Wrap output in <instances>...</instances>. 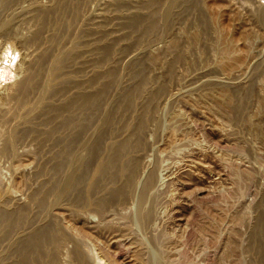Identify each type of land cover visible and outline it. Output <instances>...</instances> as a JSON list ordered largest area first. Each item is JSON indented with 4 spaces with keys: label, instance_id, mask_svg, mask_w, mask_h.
Wrapping results in <instances>:
<instances>
[{
    "label": "rangeland",
    "instance_id": "rangeland-1",
    "mask_svg": "<svg viewBox=\"0 0 264 264\" xmlns=\"http://www.w3.org/2000/svg\"><path fill=\"white\" fill-rule=\"evenodd\" d=\"M263 7L0 0V264H258Z\"/></svg>",
    "mask_w": 264,
    "mask_h": 264
},
{
    "label": "bare ground",
    "instance_id": "bare-ground-1",
    "mask_svg": "<svg viewBox=\"0 0 264 264\" xmlns=\"http://www.w3.org/2000/svg\"><path fill=\"white\" fill-rule=\"evenodd\" d=\"M20 1H21V0H20ZM151 1H152V0H151ZM251 1H252V0H251ZM13 2H14V1H13ZM16 2H17V1H16ZM18 2H19V1H18ZM160 2H161V1H160ZM165 2H166V1H165ZM181 2H182V1H181ZM181 2H180V3H181ZM76 3H77V2H76ZM162 3H163V2H162ZM3 4H4V3H3ZM5 4H6V3H5ZM75 5H76V4H75ZM153 5H154V4H153ZM14 6H15V5H14ZM9 7H10V6H9ZM64 7H65V6H64ZM66 7H67V5H66ZM68 7H69V6H68ZM162 7H163V6H162ZM259 7H260V6H259ZM113 8H114V7H113ZM117 8H118V7H117ZM263 8H264V7H263ZM70 9H71V8H70ZM76 9H77V8H76ZM114 9H115V8H114ZM157 9H158V7H157ZM184 9H185V8H184ZM65 10H67V9H65ZM141 10H142V9H141ZM147 11H148V10H147ZM66 12H67V11H66ZM168 12H169V10H168ZM57 13H58V12H57ZM63 13H64V10H63ZM166 13H167V12H166ZM182 13H184V12L182 11ZM177 14H178V13H177ZM179 14H181V13H179ZM189 14H190V12H189ZM157 15H158V14H157ZM139 16H140V15H139ZM167 16H168V15H167ZM260 16H261V15H260ZM155 17H157V16H155ZM172 17H173V16H172ZM257 17H259V16L257 15ZM142 18H143V17H142ZM171 19H172V18H171ZM259 19H260V18H259ZM169 20H170V19H169ZM257 20H258V18H257ZM137 21H138V20H137ZM171 21H172V20H171ZM181 21H182V18H181ZM263 21H264V20H263ZM263 21H262V22H263ZM141 22H142V21H141ZM262 22H261V23H262ZM149 23H150V22H149ZM147 24H148V23H147ZM132 25H133V24H132ZM134 25H135V24H134ZM139 25H140V24H139ZM157 25H158V24H157ZM135 28H136V27H135ZM143 28H144V26H143ZM145 32H146V31H145ZM156 33H157V32H156ZM140 34H141V33H140ZM137 36H138V35H137ZM147 37H148V36H147ZM154 37H155V36H154ZM138 40H140V39H138ZM140 41H141V40H140ZM148 41H149V40H148ZM153 41H154V40H153ZM146 45H147V44H146ZM112 48H113V47H112ZM79 49H80V48H79ZM110 49H111V48H110ZM106 51H107V50H106ZM73 52H74V51H73ZM106 53H108V52H106ZM81 54H82V53H81ZM182 56H183V55H182ZM74 57H75V56H74ZM178 57H179V56H178ZM180 57H181V56H180ZM66 59H67V58H66ZM71 59H72V58H71ZM64 60H65V59H64ZM176 60H177V59H176ZM178 60H179V59H178ZM97 61H98V60H97ZM101 61H102V60H101ZM104 61H105V60H104ZM172 62H173V61H172ZM60 63H61V62H60ZM69 63H70V62H69ZM100 63H101V62H100ZM175 63H176V62H175ZM95 64H96V63H95ZM65 65H66V63H65ZM96 65H97V64H96ZM173 66H174V65H173ZM176 66H178L177 63H176ZM61 67H62V66H61ZM62 68H64V67H62ZM67 68H68V67H67ZM97 68H98V67H97ZM60 69H61V68H60ZM68 69H69V68H68ZM171 69H172V66H171ZM171 69H170V70H171ZM58 70H59V69H58ZM63 70H65V69H62V71H63ZM62 71H60V72H62ZM114 71H115V70H114ZM114 71H113V72H114ZM167 71H168V70H167ZM171 71H172V70H171ZM68 72H69V71H68ZM176 72H177V71H176ZM55 73H56V72H55ZM55 73H54V74H55ZM66 74H67V73H66ZM70 74H71V73H70ZM116 74H118V73H116ZM33 75H34V74H33ZM55 75H58V74H55ZM55 75H54V76H55ZM61 76H64V75H61ZM61 76H60L59 78H61ZM170 76H171V75H170ZM30 77H31V76H30ZM30 77H29V78H30ZM69 77H70V76H69ZM143 77H144V76H143ZM166 77H167V76H166ZM116 78H117V77H116ZM168 78H169V76H168ZM61 79H62V78H61ZM68 79H69V78H68ZM112 79H113V78H112ZM64 80H65V79H64ZM169 80H170V79H169ZM53 81H54V80H53ZM57 82H58V81H57ZM59 82H60V81H59ZM70 82H71V81H70ZM117 82H118V81H117ZM55 84H56V83H55ZM140 84H141V83H140ZM25 85H26V84H25ZM60 85H61V84H60ZM166 85H168V84H166ZM56 86H57V85H56ZM24 87H25V86H24ZM60 87H61V86H60ZM136 87H137V86H136ZM141 87H142V86H141ZM155 87H156V86H155ZM105 88H106V87H105ZM56 89H57V88H56ZM158 89H159V88H158ZM162 89H163V88H162ZM59 90H60V89H59ZM63 90H64V89H63ZM166 90H167V89H166ZM60 91H61V90H60ZM83 91H84V90H83ZM83 91H82V92H83ZM97 92H98V91H97ZM99 92H102V91L100 90ZM103 92H104V91H103ZM136 92H137V91H136ZM159 92H160V91H159ZM165 92H166V91H165ZM167 92H168V91H167ZM93 93H94V92H93ZM131 93H133V92H131ZM131 93H130V94H131ZM62 94H63V93H62ZM95 94H96V93H95ZM163 94H164V93H163ZM60 95H61V94H60ZM103 95H104V94H103ZM82 96H83V95H82ZM94 96H95V95H94ZM97 96H98V95H97ZM97 96H96V97H97ZM133 96H134V95H133ZM135 96H136V95H135ZM135 96H134V97H135ZM165 96H166V95H165ZM89 97H90V96L88 95L86 98H89ZM96 97H95V98H96ZM128 97H129V96H128ZM128 97H126V98L128 99ZM86 98H85V99H86ZM101 98H102V97H101ZM103 98H104V97H103ZM129 98H130V97H129ZM68 99H70V98H68ZM92 99H93V97H92ZM99 99H100V98H99ZM131 99H132V97H131ZM131 99H130V100H131ZM145 99H146V98H145ZM17 100H18V99H17ZM71 100H72V99H71ZM76 100H77V99H76ZM102 100H103V99H102ZM77 101H78V100H77ZM90 101H91V99H90ZM131 101H132V100H131ZM68 102H69V101H68ZM93 102H94V100H93ZM95 102H96V101H95ZM126 102H127V100H126ZM153 102H154V101H153ZM70 103H71V102H70ZM76 103H77V102H76ZM79 103H80V102H79ZM148 103H149V102H148ZM155 103H156V102H155ZM71 104H72V103H71ZM74 104H75V103H74ZM74 104H73V105H74ZM81 104H82V103H81ZM127 104H128V103H127ZM150 104H151V102H150ZM75 105H76V104H75ZM152 105H153V104H152ZM67 106H68V104L66 105V107H67ZM156 106H157V105H156ZM77 107H78V106H77ZM82 107H83V106H82ZM85 107H87V106H85ZM85 107H84V108H85ZM95 107H96V106H95ZM95 107H94V108H95ZM98 107H99V105H98ZM149 107H150V106H149ZM68 108H69V107H68ZM68 108H67V109H68ZM91 108H92V105H91ZM96 108H97V107H96ZM118 108H119V107H118ZM147 108H148V107H147ZM49 109H50V108H49ZM71 109H73V108H71ZM152 109H153V108H152ZM154 109H155V108H154ZM68 110H69V109H68ZM74 110H75V109H74ZM74 110H73V111H74ZM78 110H79V109H78ZM87 110H88V109H87ZM145 110H146V108H145ZM80 111H82V110H80ZM92 111H93V110H92ZM150 111H151V110H150ZM150 111H149V112H150ZM130 112H131V109H130ZM73 113H74V112H73ZM78 113H79V112H78ZM78 113H74V114H78ZM80 113H81V112H80ZM80 113H79V114H80ZM83 113H84V112H83ZM93 113H94V112H93ZM51 114H52V113H51ZM70 114H72V113H70ZM74 114H73V115H74ZM79 114H78V115H79ZM95 114H96V113H95ZM78 115H77V116H78ZM141 115H142V114H141ZM79 116H81V115H79ZM82 116H83V115H82ZM113 116H114V115H113ZM130 116H131V115H130ZM143 116H145V115H143ZM75 117H76V115H75ZM83 117H84V116H83ZM138 117H139V116H138ZM145 117H146V116H145ZM73 118H74V117H73ZM79 118H80V117H79ZM140 118H141V117H140ZM143 118H144V117H143ZM143 118H142V119H143ZM82 119H83V118H82ZM87 119H89V118H87ZM87 119H86V121H87ZM75 121H76V120H75ZM77 121H78V120H77ZM84 121H85V119H84ZM84 121H83V123H84ZM108 121H109V120H108ZM108 121H107V122H108ZM110 121H111V120H110ZM143 121H144V120H143ZM81 122H82V120H81ZM88 122H90V120L87 121V123H88ZM139 122H140V121H139ZM139 122H137V123H139ZM144 122H145V121H144ZM147 122H148V121H147ZM113 123H114V121H113ZM140 123H141V122H140ZM142 123H143V122H142ZM142 123H141V124H142ZM76 124H77V123H76ZM84 124H85V123H84ZM88 124H89V123H88ZM88 124H87V125H88ZM114 124H115V123H114ZM128 124H129V122H128ZM81 125H82V123H81ZM85 125H86V124H85ZM85 125H84V126H85ZM87 125H86V126H87ZM137 125H138V124H137ZM143 125H144V124H143ZM82 127H83V126H82ZM128 128H129V127H128ZM131 128H132V127H131ZM133 128H134V127H133ZM57 129H58V128H57ZM129 129H130V128H129ZM54 130H55V129H54ZM54 130H53V131H54ZM130 130H131V129H130ZM134 130H137V131H138V129H135V128H134ZM56 131H57V130H55V132H56ZM110 131H111V130H110ZM139 132H140V131H139ZM141 132H142V131H141ZM141 132H140V133H141ZM143 132H144V131H143ZM140 133H139V134H140ZM48 134H49V133H48ZM51 134H52V133H51ZM134 134H135V133H134ZM131 135L133 136V134H131ZM47 136H48V135H47ZM135 136H136V134H135ZM128 137H129V136H128ZM128 137H127V138H128ZM52 138H53V137H52ZM133 138H134V137H133ZM133 138H132V139H133ZM137 138H138V136H137ZM139 138H140V137H139ZM101 140H102V139H101ZM135 140H136V139H135ZM125 141H127V140H125ZM138 141H139V139H138ZM134 142H135V141H134ZM136 142H137V140H136ZM141 142H142V140H141ZM126 143H128V142H126ZM130 143H131V142H130ZM68 144H69V143H68ZM128 144H129V143H128ZM132 144H133V143H132ZM144 144H145V143H144ZM144 144H143V145H144ZM98 145H99V144H98ZM123 145H124V144H123ZM137 145L139 146V143H138ZM137 145H136V146H137ZM69 146L71 147L72 145L70 144ZM119 146H120V145H119ZM42 147H43V146H42ZM112 147H114V146H112ZM127 147H128V146H127ZM132 147H133V145H132ZM140 147H141V145H140ZM130 148H131V146H130ZM135 148H136V147H135ZM63 149H64V148H63ZM68 149H70V148H68ZM112 149H113V148H112ZM136 149H137V148H136ZM122 150L124 151V148H123ZM127 150H128V149H127ZM127 150H126V151H127ZM138 150H139V149H138ZM62 151H63V150H62ZM71 151H72V150H71ZM93 151H94V150H93ZM99 151H100V150H99ZM116 151H117V150L115 149V152H116ZM112 152H113V151H112ZM63 153H64V152H63ZM70 153H71V152H70ZM117 153H118V152H117ZM58 154H59V153H58ZM61 154H62V153H61ZM113 154H114V153H113ZM113 154H112V155H113ZM119 154H121V153H119ZM126 154H128V153L126 152ZM64 156H65V155H64ZM64 156H63V157H64ZM66 156L69 157V156H71V155H66ZM66 156H65V159H66ZM120 156H121V155H120ZM63 157H62V158H63ZM56 158H57V157H56ZM59 158H60V157H59ZM82 158H83V157H82ZM108 158H109V157H108ZM110 158H111V157H110ZM115 158H116V156H115ZM120 158H121V157H120ZM65 159H63V160L66 161ZM67 159H69V158H67ZM112 159H113V158H112ZM112 159H111V161H112ZM118 159H119V158H118ZM118 159H117V160H118ZM61 160H62V159H61ZM87 160H88V159H87ZM108 160H109V159H108ZM113 160H114V159H113ZM119 160H120V159H119ZM122 160H123V159H122ZM137 160H138V159H137ZM137 160H136V161H137ZM114 161H115V160H114ZM114 161H113V162H114ZM123 161H124V160H123ZM62 162H63V161H62ZM66 162H67V161H66ZM124 162H125V161H124ZM127 162H128V161H127ZM103 163H104V162H103ZM108 163H110V162H108ZM128 163H129V162H128ZM130 163H131V162H130ZM114 164H116V163H114ZM114 164H113V165H114ZM132 164H134V163H132ZM70 165H71V164H70ZM84 165H85V164H84ZM86 165H87V164H86ZM101 165H102V164H101ZM111 165H112V164H111ZM117 165H118V164H117ZM128 165H129V164H128ZM134 165H135V164H134ZM134 165H133V166H134ZM60 166H61V165H60ZM62 166H63V165H62ZM65 166H67V164H66ZM123 166H124V165H123ZM123 166H122V167H123ZM133 166H131V167H133ZM63 167H64V166H63ZM80 167H81V166H80ZM86 167H87V166H86ZM104 167H105V166H104ZM107 167H108V166H107ZM109 167H111V166H109ZM112 167H113V166H112ZM114 167H115V166H114ZM119 167H120V166H119ZM125 167H126V166H125ZM131 167H130V168H131ZM136 167H137V166H136ZM61 168H62V167H61ZM115 168H116V167H115ZM120 168H121V167H120ZM120 168H117V169H120ZM128 168H129V167H128ZM134 168H135V167H134ZM62 169H64V168H62ZM84 169H85V167H84ZM98 169H99V167H98ZM101 169H103V165H102V168H101ZM105 169H106V168H105ZM82 170H83V169H82ZM107 170H108V169H107ZM109 170H112V169H109ZM115 170H116V169H115ZM125 170H127V169H125ZM129 170H130V169H129ZM135 170H136V169H135ZM80 171H81V170H80ZM99 171H100V169H99ZM103 171H104V170H103ZM119 171H120V170H119ZM42 172H43V171H42ZM58 172H59V171H58ZM78 172H79V171H78ZM123 172H124V171H123ZM132 172H133V170H132ZM43 173H44V172H43ZM81 173H82V172H81ZM99 173L101 174V172H99ZM104 173H105V172H104ZM133 173L135 174V172H133ZM46 174H47V173H46ZM100 174H99V175H100ZM121 174H122V173H121ZM130 174H132V173L130 172V173L127 174V175H130ZM119 175H120V174H119ZM132 175H133V174H132ZM72 176H73V175H72ZM72 176H70V178H71ZM117 176H118V174H117ZM121 176H122V175H121ZM133 176H134V175H133ZM95 177H97V176H95ZM102 177H103V175H102ZM124 177H125V175H124ZM152 177H154V176H152ZM82 178H83V177H82ZM86 178H87V177H86ZM97 178H98V177H97ZM127 178H129V177H127ZM74 179H75V180H74ZM102 179H103V178H102ZM56 180H57V179H56ZM69 180H70V179H69ZM69 180H68V181H69ZM72 180H73V183H74V182H75V183L77 182L75 177H74ZM79 180H80V179H79ZM90 180H91V179H90ZM96 180H97V179H96ZM100 180H101V179H100ZM118 180H119V179H118ZM57 181H58V180H57ZM80 181H81V180H80ZM104 181H105V180H104ZM108 181H109V180H108ZM110 181H111V180H110ZM153 181H154V180H153ZM78 182H79V181H78ZM83 182H84V181H83ZM97 182H98V180H97ZM102 182H103V181H102ZM129 182L131 183V181H129ZM52 183H53V182H52ZM73 183H72V184H73ZM75 183H74V184H75ZM79 183H80V182H79ZM79 183H78V184H79ZM87 183H88V182H87ZM89 183H90V182H89ZM91 183H92V181H91ZM91 183H90V184H91ZM111 183H112V182H111ZM122 183H123V182H122ZM134 183H135V182H134ZM147 183H148V182H147ZM152 183H153V182H152ZM50 184H51V182H50ZM69 184H70V181H69ZM84 184H85V183H84ZM94 184H95V182H94ZM97 184H98V183H97ZM97 184H95L94 187H93V184H92V188H95ZM99 184H100V183H99ZM132 184H133V182H132ZM67 185H68V183H67ZM76 185H77V184H76ZM113 185H114V184H113ZM113 185H112V186H113ZM124 185H125V184H124ZM148 185H150V184H148ZM48 186H49V185H48ZM54 186H55V185H54ZM73 186H74V185L70 186V188H72ZM84 186H85V185H84ZM86 186H87V185H86ZM98 186H99V185H98ZM98 186H97V187H98ZM105 186H106V185H105ZM122 186H123V185H122ZM126 186H127V184H126ZM128 186H129V184H128ZM130 186H131V185H130ZM89 187H90V186H89ZM124 187H125V186H124ZM50 188H51V187H50ZM53 188H54V187H53ZM74 188H75V187H74ZM125 188H126V187H125ZM125 188L122 187V189L124 190V192H125ZM67 189H68V188H67ZM75 189H76V188H75ZM78 189H79V188H78ZM78 189H77V191H78ZM89 189L91 190V188H89ZM98 189H99V188H98ZM126 189H127V188H126ZM87 190H88V189H87ZM92 190H94V189H92ZM114 190H115V189H113V191H114ZM119 190H120V189H119ZM55 191H56V190H55ZM88 191H89V190H88ZM95 191H96V190H95ZM107 191H108V190H107ZM111 191H112V190H111ZM111 191H110V192H111ZM115 191H116V190H115ZM117 191H118V188H117ZM117 191H116V192H117ZM128 191H129V190H128ZM68 192H69V191H68ZM89 192H90V191H89ZM89 192H88V195L91 194L93 191H91V193H89ZM45 193H46V192H45ZM78 193H79V192H78ZM97 193H98V192H97ZM119 193H120V192H119ZM119 193L117 192L118 195H119ZM122 193H123V191H122ZM126 193H128V192H126ZM52 194H53V193H52ZM79 194H80V193H79ZM82 194H83V193H82ZM86 194H87V193H86ZM86 194H84V195H86ZM106 194H107V193H106ZM111 194H112V193H111ZM42 195H43V194H42ZM71 195H72V194H71ZM92 195H93V194H92ZM108 195H109V194H108ZM112 195H113V194H112ZM122 195H123V194H122ZM78 196H79V195H78ZM93 196H94V195H93ZM106 196H107V195H106ZM113 196H115V195H113ZM116 196H117V195H116ZM80 197H81V196H80ZM89 197H90V195H89ZM97 197H98V196H97ZM111 197H112V196H111ZM121 197H122V196H121ZM48 198H49V196H48ZM76 198H78V197L76 196ZM109 198H110V197H109ZM117 198H118V197H117ZM122 198H123V197H122ZM74 199H75V198H74ZM79 199H80V198H79ZM96 199H97V201H98V198H96ZM112 199H114V198H112ZM40 200H41V199H40ZM69 200H70V199H69ZM83 200H84V201H83ZM120 200H121V199H120ZM122 200H123V199H122ZM38 201H39V200H38ZM66 201H67V200H66ZM76 201H77V200H76ZM79 201L83 202V203H81V204H87V205H90V206L93 205L92 210H93V208H95V206H94V202H95L96 200L93 202V200H92L91 198H87V199H86V197H84V198L81 197V199H80ZM79 201H78V202H79ZM107 201H109V200H107ZM113 201H114V200H113ZM42 202H44V201H42ZM116 202H117V201H116ZM71 203H72V202H71ZM76 203H77V202H76ZM79 203H80V202H79ZM79 203H77V204H79ZM99 203H100V201H98L97 203H95V204H97V205H96L97 208L99 207L98 205H100ZM105 203H106V202H105ZM45 204H46V203H45ZM108 204H109V203H108ZM118 204H119V203H118ZM74 205H75V204H74ZM106 205H107V203H106ZM43 206H44V205H43ZM80 206H81V205H80ZM101 206H102V205H100V207H101ZM40 207H41V204H40ZM87 207H88V206H87ZM71 208H72V207H71ZM41 209H42V208H41ZM41 209H40V210H41ZM99 209H100V208H99ZM89 211H91V210H89ZM99 211H100V210H99ZM10 212H11V211H10ZM103 212H104V211H103ZM27 213H28V212H27ZM3 216H4V215H3ZM13 216H14V215H13ZM0 217H1V215H0ZM10 217H11V216H10ZM10 217H8V218H10ZM144 217H145V216H144ZM3 218H4V217H3ZM8 218H7V219H8ZM25 218H26V217H25ZM17 219H18V218H17ZM19 219H20V218H19ZM23 219H24V218H23ZM5 220H6V219H5ZM21 220H22V219H21ZM10 221H11V220H10ZM6 222H7V220H6ZM50 223H51V222H50ZM57 224H58V223H57ZM17 225H18V224H17ZM55 225H56V224H55ZM8 226H10V225H8ZM52 226H54V225H52ZM52 226L47 227L46 229L43 228L44 230L42 229L40 233H38L37 235L31 237L32 239L30 240V243H32V244H34V245H35V243H38V244H39V242H41V241L44 239V236H45V235H48V234L50 235V234H51V231H52L53 234H56L57 232L54 233L55 228H52ZM261 226H262V225H261ZM44 227H45V226H44ZM58 227H59V226H58ZM86 227H87V226H86ZM15 228H16V227H15ZM263 228H264V225H263ZM254 229H255V228H254ZM261 229H262V228H261ZM53 230H54V231H53ZM13 231H14V230H13ZM13 231H12V232H13ZM262 233H264V232L261 231L260 234H262ZM49 235H48V236H49ZM56 235H58V233H57ZM50 236H51V235H50ZM54 236H55V235H54ZM59 236H60V234H59ZM262 236H264V235L262 234ZM262 236H261V237H262ZM45 237H46V236H45ZM42 238H43V239H42ZM46 238H47V237H46ZM46 238H45V239H46ZM54 238H55V240H54L53 244L56 243L55 241H56V239H57L58 237H54ZM256 238H257V237H256ZM62 239H63L62 237H59V239H57V241L62 240ZM63 240H64V239H63ZM63 240H62V241H63ZM48 241H49V240H48ZM52 241H53V240H52ZM62 241H60V242H62ZM259 241H260V240H259ZM23 242H24V241H23ZM26 242H28V240H26ZM42 242H43V241H42ZM42 242H41V244H42ZM49 242L52 243L51 241H49ZM256 242H257V241H256ZM260 242H261V241H260ZM57 243H58V245H59V242H57ZM57 243H56V244H57ZM45 244H46V243H45ZM53 244H51V245H53ZM249 244H250V243H249ZM261 244H262V243H261ZM261 244H258V246L261 245ZM22 245H24V244H22ZM27 245H29V244H26V246H27ZM43 245H44V243H43ZM58 245H57V246H58ZM61 245H62V244H61ZM26 246H25V247H26ZM29 246H30V245H29ZM37 246H40V244H39V245H36L35 247H37ZM55 246H56V245H55ZM59 246H60V245H59ZM23 247H24V246H23ZM35 247H34V248H35ZM44 247H45V246H44ZM49 247H50V246H49ZM53 247H54V246H53ZM32 248H33V245H32ZM42 248H43V246H42ZM56 248H57V247H56ZM262 248H264V244H263V247H262ZM19 249H20V248H19ZM22 249H23V248H22ZM249 249H251V248H249ZM260 249H261V248H260ZM59 250H60V249H59ZM263 250H264V249H263ZM25 252H26V251H25ZM39 252H40V251H39ZM79 252H80V251H79ZM259 252H260V251H259ZM42 253H43V252H42ZM263 253H264V251H263ZM263 253H261V254H263ZM49 254H50V253H49ZM254 255H255V254H254ZM259 255H260V254H259ZM263 255H264V254H263ZM80 257L82 258V256H80ZM259 257H260V256H259ZM28 258H29V257H28ZM39 258H40V257H39ZM81 258H80V259H81ZM85 258H86V257H85ZM29 260H30V259H29ZM82 260H83V259H82ZM79 261H81V260H79ZM25 262H26V261H25ZM44 262H45V261H44ZM51 262H52V261H51ZM256 262H257L258 264H264V257L259 258V261H256ZM47 263H48V262H47ZM32 264H33V263H32ZM38 264H39V263H38ZM52 264H53V263H52Z\"/></svg>",
    "mask_w": 264,
    "mask_h": 264
}]
</instances>
